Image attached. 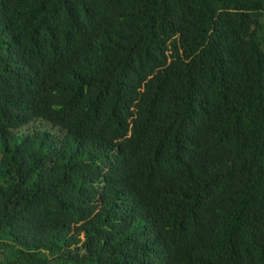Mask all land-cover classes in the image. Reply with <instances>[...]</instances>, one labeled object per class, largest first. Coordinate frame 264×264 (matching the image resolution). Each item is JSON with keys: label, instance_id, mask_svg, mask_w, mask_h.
Wrapping results in <instances>:
<instances>
[{"label": "trees", "instance_id": "trees-1", "mask_svg": "<svg viewBox=\"0 0 264 264\" xmlns=\"http://www.w3.org/2000/svg\"><path fill=\"white\" fill-rule=\"evenodd\" d=\"M0 264H264V0H0Z\"/></svg>", "mask_w": 264, "mask_h": 264}, {"label": "bare ground", "instance_id": "bare-ground-1", "mask_svg": "<svg viewBox=\"0 0 264 264\" xmlns=\"http://www.w3.org/2000/svg\"><path fill=\"white\" fill-rule=\"evenodd\" d=\"M105 1V0H104ZM106 40V39H105Z\"/></svg>", "mask_w": 264, "mask_h": 264}]
</instances>
